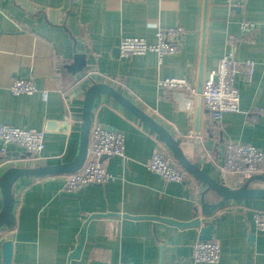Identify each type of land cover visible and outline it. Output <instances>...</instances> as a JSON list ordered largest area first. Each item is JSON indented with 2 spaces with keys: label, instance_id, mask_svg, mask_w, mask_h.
Segmentation results:
<instances>
[{
  "label": "crops",
  "instance_id": "1",
  "mask_svg": "<svg viewBox=\"0 0 264 264\" xmlns=\"http://www.w3.org/2000/svg\"><path fill=\"white\" fill-rule=\"evenodd\" d=\"M243 21L255 30L243 33ZM175 27L183 29L177 53L121 57L122 39L154 44L158 30ZM224 57L237 64L252 61L254 72L248 82L235 75L239 112L222 115L215 138L202 101L195 125L197 94L164 97L157 82L182 78L197 89L200 76L202 84ZM15 78L32 79L36 92L13 95L9 87ZM92 82L121 92L180 139L187 159H203L205 172L236 188L244 178L221 169L224 144H249L264 152V0H243L237 8L225 0H0V125L44 133L39 159L7 147V155L0 154V177L12 167L54 166L75 157L83 93ZM91 117L92 126L124 135L125 156L102 160L109 182L73 192L62 190L65 175L20 178L12 190L13 225L0 231V247L12 241L11 264H193V247L202 241L197 228L144 218L194 220L201 213L202 187L190 177L175 183L149 171L147 162L157 150L179 165L158 137L111 97L98 95ZM205 200L217 198L208 194ZM256 211H264V200L229 203L201 218L202 224H213L210 241L219 245V264H264V231L255 227Z\"/></svg>",
  "mask_w": 264,
  "mask_h": 264
},
{
  "label": "built area",
  "instance_id": "2",
  "mask_svg": "<svg viewBox=\"0 0 264 264\" xmlns=\"http://www.w3.org/2000/svg\"><path fill=\"white\" fill-rule=\"evenodd\" d=\"M243 0H225L231 8H237ZM243 33L255 30V24L243 21L240 24ZM183 29L180 27L160 29L156 32V41L149 44L141 38H124L118 46L121 57L144 55L154 52L161 59L165 55L178 52ZM254 72V63L246 61L237 64L224 57L220 60L218 68L212 72L201 84L200 98L211 121V136L218 138L220 123L224 113L239 112V88L235 75L238 73L242 81L248 82ZM164 97L175 92L190 96L197 94L195 84L182 78H165L157 82ZM13 95L33 94L36 87L30 78H15L9 87ZM46 98V94H43ZM250 113V112H249ZM251 121L256 119L250 113ZM189 133H192L189 131ZM23 150L30 160L41 158L44 149V133L35 129H19L7 125H0V154L7 155V147ZM124 157V135L115 129L104 128L100 125L91 126L88 151L84 164L76 172L65 177L62 190L73 192L85 185H103L112 178L103 168L102 157ZM147 169L162 179L182 183L189 176L187 173L173 165L157 150L147 162ZM221 169L232 176L249 177L253 175L264 176V152L249 144L226 142L224 144V160ZM255 227L264 231V211L253 214ZM220 248L215 241H199L195 243L192 253L193 264H219ZM131 264V263H122Z\"/></svg>",
  "mask_w": 264,
  "mask_h": 264
},
{
  "label": "water",
  "instance_id": "3",
  "mask_svg": "<svg viewBox=\"0 0 264 264\" xmlns=\"http://www.w3.org/2000/svg\"><path fill=\"white\" fill-rule=\"evenodd\" d=\"M83 69L79 68L78 71ZM201 76L197 88L196 116L195 125H199V116L201 112ZM104 94L111 97L119 106L128 111L131 115L142 122L158 139L166 146L171 153L174 161L183 169L187 175L196 181L202 187L201 210L194 220L190 222H176L168 219L144 218L160 220L168 224H173L179 228H197L199 230V239L210 241L212 239L213 224H202L201 218L210 217L216 210L226 207L229 203H241L246 201L264 200V176L253 175L243 177V183L236 188H230L222 182L217 181L211 174L202 169L203 159L191 162L186 158L180 147V139L172 136L161 124L145 113L142 109L133 104L121 92L115 90L105 83H95L87 87L83 93L81 116L79 126V146L75 157L70 161L54 166H37L32 168L12 167L7 169L0 177V191L2 196V208L0 210V231L3 228H11L14 222V200L12 190L15 183L22 177H45V176H67L81 168L84 164L88 151V139L92 126V109L95 99L98 95ZM105 157H102V160ZM259 182L263 187H253L251 183ZM212 194L217 198L213 203L206 202L205 196ZM103 215H93L91 218ZM128 217V216H126ZM131 218V217H130ZM139 219V218H134ZM83 234L78 249L83 243ZM1 264H11L12 260V241L2 242Z\"/></svg>",
  "mask_w": 264,
  "mask_h": 264
}]
</instances>
